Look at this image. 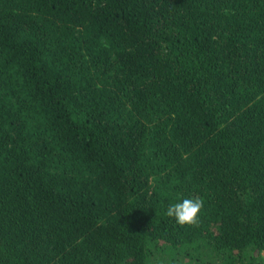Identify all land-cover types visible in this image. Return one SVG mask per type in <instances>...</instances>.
Wrapping results in <instances>:
<instances>
[{"label": "trees", "instance_id": "16d2710c", "mask_svg": "<svg viewBox=\"0 0 264 264\" xmlns=\"http://www.w3.org/2000/svg\"><path fill=\"white\" fill-rule=\"evenodd\" d=\"M0 264H264V0H0Z\"/></svg>", "mask_w": 264, "mask_h": 264}, {"label": "clouds", "instance_id": "9594fccd", "mask_svg": "<svg viewBox=\"0 0 264 264\" xmlns=\"http://www.w3.org/2000/svg\"><path fill=\"white\" fill-rule=\"evenodd\" d=\"M205 207L204 199L199 195H192L170 203L165 211L168 218H172L181 227H196L200 222V213Z\"/></svg>", "mask_w": 264, "mask_h": 264}]
</instances>
